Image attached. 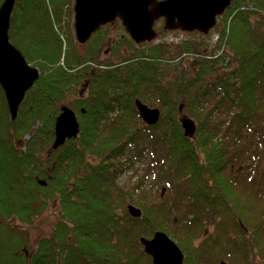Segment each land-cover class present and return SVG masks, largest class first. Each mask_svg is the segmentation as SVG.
Here are the masks:
<instances>
[{
  "label": "trees",
  "instance_id": "trees-1",
  "mask_svg": "<svg viewBox=\"0 0 264 264\" xmlns=\"http://www.w3.org/2000/svg\"><path fill=\"white\" fill-rule=\"evenodd\" d=\"M73 2L16 0L10 17L9 41L38 67L39 76L13 120L0 87V264H152L139 237H151L157 230L180 247L182 264H215L222 258L250 264L256 251L264 259V214L255 211L252 198L239 202L249 190L236 182L249 169L241 162L246 152L251 159L264 154V0H231L219 16L222 54L230 58L223 73H216L220 56L209 59L208 42L201 49L184 39L178 53L194 57V72L189 77L183 69L175 72L167 86L160 79L168 73L162 66L170 44L142 42L143 48L137 47L116 17L118 35L109 51L118 56L133 49V56L124 64L104 59L109 52L101 53V48L110 22L78 43ZM83 89L86 94L79 97ZM147 89L155 90L167 109L165 129H156L160 123L146 130L129 126L131 116L138 115L134 100L148 102ZM179 100L189 108L198 103L187 115L197 124L191 137L183 134L178 119ZM206 101L212 108L203 113ZM115 104L120 111L111 116ZM62 105L76 113L79 133L51 150ZM223 129L231 137L226 146L219 138ZM45 151L49 157L42 160ZM146 153L153 170L151 186L162 183L172 189L177 207L190 196L185 208L194 211L192 218L183 212L174 223L172 206L151 203L145 174L131 190L118 188L111 167L123 154L138 160ZM50 198L58 199L59 221L50 236L38 238L30 248L26 230L7 220L16 214L24 221L40 213ZM126 201L138 205L141 215H129ZM248 201L253 202L251 213L243 212L247 216L241 218L236 208ZM220 215L231 228L224 238L203 226L206 217ZM240 219L247 226L246 237ZM198 238L206 239L195 243Z\"/></svg>",
  "mask_w": 264,
  "mask_h": 264
},
{
  "label": "water",
  "instance_id": "water-1",
  "mask_svg": "<svg viewBox=\"0 0 264 264\" xmlns=\"http://www.w3.org/2000/svg\"><path fill=\"white\" fill-rule=\"evenodd\" d=\"M16 0L0 3V87L3 91L11 120L15 119L25 92L39 76V69L29 64L23 54L8 37L10 17ZM231 0H74L73 31L78 43L83 44L102 24L118 17L129 37L135 43L150 41L155 37L153 21L163 17L168 26L176 23L185 30L206 32L215 25V18L229 6ZM139 117L148 125L156 124L160 117L157 107H150L139 99L134 101ZM181 110V106H179ZM183 134L191 137L196 123L188 116H180ZM79 133L76 113L67 105L60 107L54 121L56 149ZM40 184L45 181L38 180ZM126 210L133 217L141 215V209L128 203ZM142 251L148 254L152 264H182L184 254L176 242L164 231L157 230L151 237L140 236Z\"/></svg>",
  "mask_w": 264,
  "mask_h": 264
},
{
  "label": "rangeland",
  "instance_id": "rangeland-1",
  "mask_svg": "<svg viewBox=\"0 0 264 264\" xmlns=\"http://www.w3.org/2000/svg\"><path fill=\"white\" fill-rule=\"evenodd\" d=\"M224 10H223V12H224ZM222 13H220L216 16L215 25L212 28H210L208 31L203 32V34L197 32L196 29L185 30L182 26H180L177 23L175 25H173V28H174L173 30L166 29V28H168V27H166L168 25L166 24L165 20H163L164 19L163 17H159V19L155 21V23H154L155 37L150 41H143V43H145V42L156 43V41H159V42H163L165 44H170V46L167 49L168 51L166 53H164V56H163V58H164V62H163L164 65L163 66L166 65L169 68L168 73H166L167 75L162 76L161 77L162 79H160L164 86H167V83H165V82L168 79L171 80L172 76L174 75L175 72L180 73V72H182V69H183V70H185L186 77L191 76L192 73L194 72V69H195L194 66L196 65V64H194V62L192 63V60L194 57L186 56L184 54H182L180 56V53H178L179 48L183 47L182 42L184 39H190L194 46L202 47L201 49L206 47V42H208V48H209V50L211 49L210 51L212 53L211 54L209 52L211 54V57L209 59L212 60V59L220 56L215 63V67L217 68L216 73L221 74L224 72L223 65L227 64L230 61V58L225 57V55L222 54L223 51L225 50V47L221 43V38L219 37L221 34V31H220L221 25H218V21H220L219 16L222 15ZM114 20L110 21V24H109L110 34L107 36L105 44L101 48V53L104 52V49H107V52H109V53H107V55L104 59H110L112 62H115V63L121 62L122 64H124V63H126V60L128 59V57L131 58L133 56V54H131L133 52V49H128V51H123L118 56L112 55L111 52L109 51L110 50V44L112 42V37L118 35L117 34V29H118L117 27L118 26L116 27L115 22L119 19H116L115 22H114ZM164 23H165V25H164ZM215 32L218 36L215 34ZM143 43L142 42H141V44L136 43V46L142 47ZM122 49H124V47L121 48V50ZM218 51H220L219 54H217ZM163 66H162V68H167L166 66L165 67H163ZM208 76H210V75H208ZM163 78H165V79H163ZM86 86H87V83L84 84L85 88H86ZM84 94H86L85 89H83L82 92L78 93L79 97H83ZM144 95L146 96V100H148V102H149V103L146 102V103H148V106L157 107L160 111V117H159L158 121L156 122V124L157 123H160V124L156 129L162 130V129H165L166 127H168L169 126L168 116H166L167 115V109L164 108L163 102L161 103V101H160L161 98L159 96H157V92L155 90H152V89H147L144 92ZM210 96L211 95H209L208 97L210 98ZM75 97H76V95L74 94V95L70 96L67 101L74 100ZM136 99H138V98H136ZM182 103H183V105H181L182 110L178 111V112H180L179 118H180V116H183V115L189 116L190 114H193V112H195L198 109V108H196V104H198V103H196L193 107H190L191 110H190L189 106L185 104V101L184 102L182 100L178 101V104H182ZM210 106L211 105L209 103H207V101H206L203 104V110H204L203 113H206L210 108H212V106L211 107ZM119 109L120 108L117 106V104H115V108L113 109L114 111L110 112L111 116L116 115L117 111H120ZM120 116H121V113H120ZM128 122H129V126L132 127L133 129L139 128L142 130H146V126H152V125L146 124L138 115L131 116V118ZM194 122L196 123L195 119H194ZM224 129L219 131V138H220V141L222 142V144L225 143V146H226V144L231 143V142H227V140L231 137L229 136V134L226 131H224ZM182 130H183V128H182ZM194 133H196V128H195ZM242 143L243 142H240L239 145H241ZM233 149H234V146H231L230 150H233ZM51 150H55V149H51ZM49 153H50L49 151L42 152L40 154V157L42 158V160L43 159L46 160V158L49 157ZM250 155L251 154H248L246 152L244 159L241 161L242 164L245 163L242 167H247L249 169L246 170L245 173H243L245 175V177L243 178V176L241 174L239 176L238 180H251V181H254L256 179H262L263 180L264 179L263 178L264 177V154H259L258 156H255L252 159H251L252 156H250ZM128 156H129V154H123L119 158V160L117 162H115V164L111 167V171L115 172V183L118 186V188H120V189L126 188L127 190H131L139 182V179L145 174L144 177L146 180L144 181V189L147 191L146 193H149V195H150L149 201L151 203H165L166 205L172 206V208L170 209L171 221H173L174 223H178L177 220L179 218H181L180 216L183 214V212L187 213L188 218L193 217L194 211L187 210V208H185V205H187L189 203V201H187V200L190 199V196L187 197V199H184V201H182L180 207H177V205L175 204L172 189H166V187L162 183L160 185H158L159 184L158 183L157 185L154 184L153 186H151L150 182H152L153 176L151 177V176H149V174H153L152 173L153 170H151V167L149 166V164H150V162H149L150 161V154L149 153H146L142 159H138V160L134 159L133 155L131 158H128ZM125 158H127V160L128 159H131V160L125 162ZM230 174L236 175L235 172H230ZM261 175H263V176H261ZM246 177H248V179ZM238 180H237V182H238ZM174 182L177 183L178 181L174 179ZM239 184H241V183H239ZM240 187H242L243 189H248L249 195H247L246 197L241 195L238 198L239 202L242 203L244 200H246L248 198L249 199L252 198V199L256 200V204H257V206H256L257 209L255 211L261 212L262 214H264V187L261 185L260 180H256L251 184H246L243 186L240 185ZM180 189H185L184 185H181V183H180ZM249 202L250 201H248V204H246V205H238L239 208H236V211L238 212V215L241 218L247 216V215L245 216V214H243V212H247L248 215H249V213H251L253 202H250V203ZM128 203H132V202L126 201L125 206ZM58 205H59L58 199L50 198L48 200L47 205L44 207V209L40 213H34L30 217L27 216L24 221H21L20 217L17 216L16 214H14V216H12V217L8 218V220L7 219L6 220L10 223L11 226L16 227L17 229L20 228V229L26 230L27 239H28L27 240L28 247L31 248V247H34L36 245L38 238H41L43 236H50V234L52 233L53 226L57 222V219L59 221V218H58L59 207H58ZM228 205H230V203ZM182 218H186V217L182 216ZM238 221H239L238 225L240 226L241 229L243 228L242 230H244V232H245L244 237H246L247 226L245 224V221L241 220V219ZM204 224H203V226H205V230H207L208 232H211L213 234L215 233L217 238H224L226 233L228 231L230 232V229H231V228L229 229L228 224H225V222L222 220L221 215L218 216L216 219L213 216L206 217L204 220ZM170 227L173 228L172 225H170ZM203 239H206V238H198L195 240V243L202 241ZM215 264H238V263L236 262V259L234 260V259H229V258H222V259H219L217 262H215ZM250 264H264V259L259 257V255L256 251V253H254L251 256Z\"/></svg>",
  "mask_w": 264,
  "mask_h": 264
},
{
  "label": "flooded vegetation",
  "instance_id": "flooded-vegetation-1",
  "mask_svg": "<svg viewBox=\"0 0 264 264\" xmlns=\"http://www.w3.org/2000/svg\"><path fill=\"white\" fill-rule=\"evenodd\" d=\"M252 166V165H251ZM243 174V173H242ZM244 175V174H243ZM245 177V176H243ZM264 178V177H263ZM237 182V181H236ZM260 182L264 185V179L263 180H260ZM238 184L241 183L240 185H246V184H251L253 183L251 180H238L237 182Z\"/></svg>",
  "mask_w": 264,
  "mask_h": 264
},
{
  "label": "built area",
  "instance_id": "built-area-1",
  "mask_svg": "<svg viewBox=\"0 0 264 264\" xmlns=\"http://www.w3.org/2000/svg\"><path fill=\"white\" fill-rule=\"evenodd\" d=\"M216 35H217V34H216ZM217 36H218V35H217ZM214 37H215V36H214ZM219 53H220V51L217 52V54H219Z\"/></svg>",
  "mask_w": 264,
  "mask_h": 264
}]
</instances>
